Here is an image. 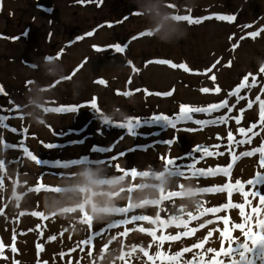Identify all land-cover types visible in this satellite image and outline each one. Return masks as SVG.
Wrapping results in <instances>:
<instances>
[{"label": "rangeland", "instance_id": "rangeland-1", "mask_svg": "<svg viewBox=\"0 0 264 264\" xmlns=\"http://www.w3.org/2000/svg\"><path fill=\"white\" fill-rule=\"evenodd\" d=\"M73 1L75 0L4 1V12L0 17V88L4 94H0V107L5 110L19 107L20 111H4L0 115L22 116L23 119H6L5 124L9 127L0 128V162H4L0 163V209L4 210L0 214V240L5 245L15 243L17 249L16 253L9 248L4 249L0 254V264H79L76 252L80 251L83 255L88 254L89 250L92 254H101L104 264H125V261L128 264H152L141 256L140 247L154 252L157 250L154 246L156 241L148 245L147 242L141 244L138 240L144 235L138 231L150 230L152 225L135 223L107 229V223H112L113 220L104 219L102 222L95 221L93 228L88 229L79 220L68 217L73 213L62 210H52V217L49 216L45 223V219L31 214L43 212L36 201L30 205L33 206L32 209L23 207V203L39 194L60 195L55 190L33 191L38 184L42 188L52 186L53 189L67 185L81 187L88 178L102 176L104 170L109 175L113 174L110 176L113 183L107 185L110 193L104 192L101 189L103 186L92 187V195L104 199L98 201L96 206L124 207L130 199L139 194L146 195L148 191H151L150 196H156L155 186L152 185L155 181H160V190L165 183L168 187L172 186V181H192L196 186L206 185L210 181H202L205 178L182 179L165 173L166 166L161 158L191 155L197 144L215 143L212 136L214 133L220 134L222 138L220 149L211 151L217 155L206 156L195 167L207 170L226 167L232 163L233 171L236 172L243 160H236L239 152L254 149L264 140L262 132L250 145L235 144L236 140L244 138L238 133V128L247 129L250 123L258 120L259 102L254 103L252 109L244 111L242 116L240 110L246 109L247 103L254 101L257 95L264 101V72L260 70L264 67V31L255 38L249 35L264 29V0H97L98 6H68ZM40 4L48 5L49 9L51 6L52 10H44ZM147 4L152 6H145ZM145 7L152 8V14L135 18L134 8L143 10ZM232 11L239 12L241 18L240 33L233 37L232 27H225L227 21L217 18L219 15L230 16ZM177 14L190 15L193 19L211 18L200 23L180 21L183 24L176 25L173 22L178 21L175 19ZM210 20L216 22L210 23ZM245 25L250 27L245 28ZM138 31H148L151 35L144 36L141 42L132 37ZM25 32L27 34L23 35ZM89 32L93 35L88 36ZM50 34L52 38L49 40ZM242 36L246 38L241 39ZM79 37L84 38L78 40ZM125 39L126 42L134 43L127 48ZM117 44L126 46L124 53L114 51L112 46ZM93 46L103 51L98 52ZM258 46L259 50L256 52ZM58 55V59H49ZM156 60L183 64L188 71L180 67L174 69L168 65L148 63ZM129 61L131 69L127 66ZM81 64L83 66L73 75ZM64 75L70 76L71 80L62 83L60 78ZM213 75L214 81L211 79ZM246 76L248 79L245 88L237 95L229 96ZM98 79L105 80L107 86L95 83ZM253 82L255 86L249 87ZM205 87L210 90L208 93H202L201 89ZM217 87L220 89L218 93L215 92ZM117 90L121 93L131 91L134 94L117 95ZM172 90L174 91L170 96L158 95ZM238 96L245 99L237 102ZM93 97L103 116L87 106ZM225 100H228V106L233 109L230 113L227 107L212 111L211 115L192 113V121L177 124L180 131L163 122L150 120L155 114L175 118L181 105L208 108ZM67 106L79 107L77 111H68L65 115L47 111L49 108ZM226 114V124L201 126L193 122L210 121ZM235 117H240L239 125L235 123ZM105 118L116 122L139 118L141 122L129 134L126 128L119 127L118 130L113 124H104ZM229 131L234 137L232 152L227 148ZM173 136L176 137V143L170 148L161 143L171 140ZM22 143L38 158L39 164L19 149ZM137 153H149L151 162H138L134 156ZM195 155L200 156V153ZM79 161L85 162L75 163ZM103 161H110L112 166L117 165L120 171L135 169L139 173V169L146 168L150 174L145 177L137 174L133 178L119 172L118 177H114L113 168L107 169V164H101ZM177 163L188 164L191 160L180 159ZM50 164L55 166L49 167ZM65 164L70 166L63 168ZM79 171L86 174L77 176ZM239 173L243 174L241 171ZM212 182L220 183L217 180ZM7 187L9 188L6 189ZM119 187L121 192L114 194L113 191ZM170 191V188L159 191L157 198ZM261 193H264V188ZM115 196L118 201L112 203ZM197 202L187 204L169 201L155 211L146 209L143 214L146 213L158 225L165 224L168 228L173 221L180 224L197 214L195 210H204L201 205L197 206ZM201 202L208 203L205 209L216 203L209 200L199 201ZM222 202L221 199L219 204ZM177 207H181L184 213H175ZM6 213L10 214L7 215L8 219L3 216ZM90 213L92 214V210ZM205 220L206 218H197L187 229L200 228L204 234L216 223L212 219L208 224L202 225ZM219 227L220 223L217 225L218 230ZM102 229L106 230L103 235L95 236L91 249L80 245L82 240ZM171 229L175 228L169 226V230ZM117 230L120 232L117 233ZM153 230L158 232V228ZM171 232L174 233V230ZM77 234L80 236L75 241ZM214 236L212 232L208 241L211 240L210 244L216 243L218 247L219 238L215 239ZM43 237L48 238V242ZM52 237L55 238L51 239ZM181 241L180 245L187 240ZM173 244L178 242H171L169 245ZM134 245L136 249L132 248ZM158 245L163 246L161 243ZM181 246L172 247V252H176ZM190 247L192 246H188ZM162 251L168 252V249L162 247ZM194 251L195 249L190 252ZM61 253L65 255L61 256ZM129 254L132 255L131 258L128 257ZM88 258L87 263L82 264H91L90 256Z\"/></svg>", "mask_w": 264, "mask_h": 264}, {"label": "snow or ice", "instance_id": "snow-or-ice-1", "mask_svg": "<svg viewBox=\"0 0 264 264\" xmlns=\"http://www.w3.org/2000/svg\"><path fill=\"white\" fill-rule=\"evenodd\" d=\"M81 2H84V0H81ZM98 2H102V0H98ZM168 7H174L173 5H168ZM133 15H140V13H138V11H135L133 13ZM211 17H205V18H197V19H193L190 15H179L177 14L175 16V19H177L178 21H186L188 23H200L202 22L204 19H209ZM219 20L221 21H234L235 17L234 16H227V15H219L217 17ZM109 27H111V25H108ZM245 28L250 27V25H245ZM264 31V29L250 33L249 35L252 38H255L257 36H259L261 34V32ZM27 33L25 32L23 35H26ZM88 36L93 35L92 32H89L87 34ZM151 33L148 31H144L142 33L137 34L136 37H134V39L137 38H141L143 36H150ZM84 37H79V39H83ZM246 37H241V39H244ZM16 39H19V37H17ZM231 39V38H230ZM238 46V45H236ZM94 50L96 51H103V49L97 47V46H93ZM114 48V51L116 53H124L125 52V47L126 46H121L119 44L112 46ZM59 55L57 57H49V59H58ZM129 64H131V62H128ZM148 63H158L161 65H168L172 68H177L180 67L185 71H188V68L181 64V65H176L175 63L171 62V61H166V60H156V61H150ZM217 63H219V61H217ZM83 64H81L80 66H78V68L76 70H74L73 75L75 74V71L79 70V67H82ZM228 66H231L230 64ZM213 67H215V65H213ZM262 72H264V67H262L260 69ZM65 79H71V77H66ZM211 79L214 81L215 80V76L213 75L211 77ZM248 77H244L242 80V83L236 87V89L233 92L229 93V96H233V95H237L241 89L245 88L246 86V81H247ZM255 79V78H253ZM28 83H31L30 81ZM54 83H58V82H54ZM95 83L99 84V85H103V86H107L106 81L103 79H98L97 81H95ZM128 83H131V79H129ZM249 87H254L255 83L253 82V84L248 85ZM135 91H140V90H135ZM146 94H150L147 92V90H144ZM173 91H169L168 93H164V94H158V95H167L170 96L173 94ZM202 93H208L210 90L208 88H202L201 89ZM220 89L219 87L215 88V92H219ZM264 91V90H262ZM0 94H4L3 93V89L0 88ZM117 95H124V96H129L134 94L131 91H125L123 93H121L119 90H117L116 92ZM240 99H245V97L243 96H238L237 102H239ZM259 102V116H258V120L255 123H250L248 128L245 129L244 127H240L238 128V133L241 134L242 137H244L243 139L240 140H236L235 144L238 146H243L245 144L250 145L253 141V139H255L257 136H259L262 132H264V101L261 100V96L257 95L255 97L254 101H249L247 103L246 109H241V116L243 115V112L246 110H250L253 108L254 103ZM11 103V102H10ZM89 107H91L97 114H99L100 116H103L102 110L98 107L97 102H96V98L93 97V99L90 101V103L87 105ZM79 106H67V107H54V108H49L47 109V111L49 112H68V111H77ZM223 107H227L228 108V112L230 113L233 109L232 107L228 106V100L223 101L221 104H215L212 105L208 108H204V107H192V106H185V105H181L180 109H179V113L176 115L175 118H170L168 117L166 114H155L152 117H150V120L152 122H163L164 124H166L168 127H171L172 129L176 130V131H180L181 129H177V124L180 123H187L188 121H192V113H207L209 115H211L212 111H216L219 110ZM234 107V106H233ZM4 111H8L9 113L12 112H17L20 111L19 107H16L14 109H8L5 110L2 107H0V113H3ZM9 118H20L23 119L22 116L20 117H14V116H8L5 117L4 115H0V128L3 127H9L5 124L6 119ZM235 123L237 125H239L241 123V119L240 117H235ZM228 121V115H224L218 118H215L213 120L210 121H202V120H194L193 122L197 125H207V124H212V125H219V124H226ZM140 119L139 118H128L126 122H116L113 120H109V119H103V123L104 124H113V126L116 127H120V128H126L129 132V134H132L133 130L135 127L139 126L140 124ZM256 129H259V131H256ZM13 132L16 131V129H11ZM186 131H191L190 129H184ZM202 130V129H199ZM24 132L26 133V129L24 130ZM218 140L221 139V137L217 136L216 137ZM229 143L227 145L228 151L232 152L233 151V142H234V137L231 131H229L228 133V137H227ZM169 148L176 143V137L173 136V138L169 141L165 142ZM46 147H55V145H45ZM213 147L219 148L221 147V145H215ZM20 150H22L25 154H27L33 161H35L37 164L40 163V161L38 160V158L35 155H32L28 149L26 147L23 146V143L21 144ZM96 149H94L95 151ZM196 153H200V156H196ZM219 155H223L224 153H218ZM259 154V159H258V163H257V168L258 170L254 172L253 176L251 178H249L246 181H240L237 180L235 183L238 186V188L242 191V195L245 199L246 202L250 203L249 197L255 199L258 198V203H259V207H255L252 209L253 213H259L261 211V208H264V193H260L257 189L259 186L264 185V140L261 141V144L254 148L251 149L249 151H245L241 154L242 157H252ZM210 155H217V153H213L211 151H209V149L206 146L203 145H197L194 146V148L192 149V153L191 155H186L184 157H178V158H172V159H168L165 157H162L161 159L164 160V164L166 166V170L168 171L169 175H173L182 179H190L193 177H204L206 175H208L209 173L212 174H222L225 177H228L229 180L231 178V173H230V168L232 167L231 164H229L227 167H217L215 169H197L195 167V165L202 159H204L206 156H210ZM180 159H189L191 160V163L188 164H178L177 160ZM85 161H79V162H75V163H84ZM0 163H4V162H0ZM64 167H67V165H64ZM116 169L118 171H120L118 169V167L116 166ZM137 170L133 169V170H123V174L124 176H132L133 178L137 175ZM231 185H225V186H221L219 187L217 190L218 191H225L228 187H230ZM245 187H247V190H243ZM33 191H37L39 192L40 190H42V186L41 185H37L35 188L32 189ZM43 190L45 191H49V190H54L52 187H48V186H43ZM204 192H210L213 191V189L211 188H205L203 189ZM229 197H231L232 193L229 192L228 193ZM234 207H237L240 209V214L241 216H245L244 213V206L242 204H236L233 205ZM224 207H227V205H225ZM222 210L221 208H212L209 211H211L212 213H216L217 211ZM3 209H0V214H3ZM128 210L127 208H124L121 210V215L127 216L128 214ZM33 216H38L43 218L44 214L41 212H32L31 213ZM21 215H23V213H21ZM195 218V217H192ZM251 215L245 217L246 220L251 219ZM137 221H147V219L140 217V216H136V217H130L127 219V221H125L126 225L129 223H134ZM224 224L228 225L229 221L227 219H224ZM113 227H115V225H110L107 226V229H112ZM233 228L239 229L242 234L244 239L247 241L246 243L241 245V251L239 253V257L238 259L235 258V253H234V247L232 246L233 243H235L236 238L235 237H228L227 238V242H228V248L225 249L224 247V242H225V236L224 234L228 231V228L224 229V232L221 233V248L219 250H215V249H207L206 251L209 253H213L215 257H220L221 255L223 256L222 259L220 260H213L212 264H252V261L247 260V253L249 251H251V249L249 248V242L251 243V245H264V234L262 233H254L252 232L251 229H245V224L244 223H240V224H233L232 225ZM106 229H102L99 232L93 233L92 235H89L87 239L82 240L80 242L81 246H87L89 249H91L93 240L95 238V236H101L103 235L104 231ZM129 231V230H128ZM190 233L189 232H184L182 235L184 236H188ZM150 235L153 236V239H156V235L155 232H151ZM211 237V232L208 234V236H206L204 238L203 241L196 243L195 245H193L192 247L188 248H184L182 249L180 252H177L175 254H173V258L175 259L176 257H183L184 253L192 251L193 249H204V245L208 242L209 238ZM55 237H52L51 239H54ZM180 238V235H172V236H160L159 237V241L162 244L165 240H171V241H175L178 240ZM15 239V237H14ZM236 244V243H235ZM39 247V246H38ZM3 244L0 243V254H2L3 252ZM133 249H136V246H132ZM81 250H83V247H81ZM11 251L13 253L17 252L16 247L13 245L11 247ZM74 251V249L72 250ZM141 251H144L143 249H141ZM261 253L264 254V247L261 248ZM61 256L65 255V253H61ZM88 255L91 256L92 255V251L89 250L88 251ZM144 255L148 256V252L144 251ZM157 256L160 255V253L156 254ZM131 254L128 255L129 258H131ZM7 259V257H2ZM154 258L149 256V260H153ZM125 261V258L124 260ZM125 264H128L127 261H125ZM145 264H147V262H145ZM184 264H200V256L194 254L193 256V261L191 262H184Z\"/></svg>", "mask_w": 264, "mask_h": 264}, {"label": "bare ground", "instance_id": "bare-ground-1", "mask_svg": "<svg viewBox=\"0 0 264 264\" xmlns=\"http://www.w3.org/2000/svg\"><path fill=\"white\" fill-rule=\"evenodd\" d=\"M225 27H227V26H225ZM144 39H141L140 41L142 42ZM258 50H259V46H258V48H257V50H256V52H258ZM154 68H156V67H154ZM120 75V74H119ZM120 78H121V75L119 76ZM184 138H186V137H184ZM182 147V146H181ZM250 149H246V150H243V151H241L239 154H242L243 152H245V151H249ZM135 156V158L137 159V161L138 162H151V160H152V157H151V155L149 154V153H146L145 155H142V154H140V153H137V154H135L134 155ZM259 159V154H258V156L257 155H255V156H253V158H250V159H243L240 163H239V165L237 166V171L236 172H234V171H232V173H231V178H230V180L229 179H226V177H225V180L224 179H222V178H220V180L221 181H224V182H231V183H228V184H230L231 186L230 187H234V186H236L237 187V185H236V181L235 182H233L232 183V181L233 180H235L236 178H240L239 180L240 181H246V180H248L249 178H251L252 177V174H253V172L254 171H257L258 170V168L257 167H255L254 166V160H258ZM239 171H241L243 174L242 175H240V173H239ZM81 172L82 171H79V172H77L76 173V175L78 176L79 174H81ZM103 174L104 175H108L109 173L108 172H103ZM95 181H98V180H95ZM191 183H192V181L191 182H183V181H180V182H175V181H172V186H170V187H168L167 186V184L165 183V185H164V187L162 188V190H160L161 192L162 191H164V190H166L167 188H170L171 189V192L170 193H174V192H179V191H183V190H195V189H200V188H205V187H191V188H184L183 189V187H188V186H190L191 185ZM208 183V182H207ZM153 186H155V187H158V186H160V181H157V182H155V183H153L152 184ZM217 186H219V185H217ZM207 188V187H206ZM210 188H212V189H214L215 187H210ZM259 189H263V187H261V188H259L258 187V189L257 190H259ZM244 190H247V187H245V189ZM91 192H92V189L89 187V184H87V182L86 183H83L82 184V192H81V195H77L76 193H72V194H64V195H58V196H49V195H47V194H39L36 198H34V196H33V199L31 198L30 200H28V201H26L25 203H23V207H26V208H31L32 209V207L33 206H30V205H32V204H34L35 203V201L37 202L36 204H38L37 206L38 207H40L42 210H43V212H41V213H43L44 214V216H43V218H48L49 216H52L51 215V213H52V210H54V211H57V210H65V209H70V208H80V211H79V213H77L76 211H75V215H73V216H68V217H70L71 219L72 218H76V219H78L81 223H87L88 224V228H93V226H92V222H90V215H89V211L92 209V213H93V211L94 210H96V209H99V208H109V209H114V208H116V207H107V206H102V207H99V206H95L94 205V202H93V199H97L98 197H100V200H104L101 196H98V197H94L93 195H91ZM158 192H159V189H156V196H150L149 194L147 195V196H144V194H139V195H137V199H139V197L142 199V202H146V201H149V200H156V198H157V194H158ZM78 193V192H77ZM229 193V192H228ZM228 193L227 192H224V193H220V194H216V195H214V196H200L198 199H201L202 197H204V198H207V199H209L210 201H220L221 200V198H222V196L223 195H225V196H229L228 195ZM238 193H241V192H238L237 191V194ZM78 194H80V193H78ZM163 195H165V194H163ZM163 195H161V196H163ZM91 197H93V199L91 198ZM136 197V196H135ZM197 197L198 196H196V197H192V198H188V200H176V201H179V202H185V203H187V204H190V203H192L194 200H196L197 199ZM137 199H135V201H137ZM244 199V198H243ZM34 200V201H33ZM249 200H250V202H252L253 201V198H251V197H249ZM33 203H32V202ZM249 203V202H248ZM35 204V205H36ZM66 204H68L69 206H66ZM139 204V203H138ZM225 203H223V207L225 206L224 205ZM206 205H208V204H206ZM236 205V204H235ZM243 206H244V211H246L247 213H249V215H251V219H249V220H252L253 222H255L256 223V221H258L257 222V224L258 225H254V227H251V226H248V229H251L252 230V232H254L255 233V231H257V233H262V231H261V229H263L264 228V214H262L261 215V217H262V219H260V218H258V217H256V218H254L253 216H252V208H255V207H259L258 205H254V206H252L251 205V203H250V205L249 204H242ZM249 205V206H248ZM129 207H131V206H129ZM212 208H221V207H217V206H215V205H212L211 207H208L206 210H210V209H212ZM234 208V206H233V204L230 206V209H233ZM206 210H204V211H201V212H199L198 213V215L199 216H201L202 215V218L204 217V215L205 214H203ZM235 211H237V209H235ZM94 214V213H93ZM7 215L8 216H10V214L9 213H6V214H4L3 216L6 218V219H8V217H7ZM89 216V217H88ZM94 218H97V220H99V221H101L102 222V220H104V219H109L110 217H106V216H103V215H100V216H95L94 215ZM128 218H130V217H128ZM128 218H126V217H123V219H128ZM213 218H216V219H218V220H220L221 221V223L223 224V216L222 217H220V216H216V217H213ZM208 219H212V218H206V220L205 221H207ZM115 221H117V220H115ZM192 221V219H190V220H188V222H186V224H189L190 222ZM202 222V225L204 224H206V222ZM235 222H236V220L234 219V222H232V225H233V223L235 224ZM45 223H47L46 221H45ZM175 223V222H174ZM241 223H246V221L244 220L243 222H241ZM222 224H221V226H222ZM240 224V223H239ZM109 225H111V223L109 222V223H107V225L106 226H109ZM2 226V225H1ZM50 226L52 227L51 228V230H53V222H51V224H50ZM156 226V225H155ZM232 227V226H231ZM4 228H6V227H4ZM233 228V227H232ZM1 230L4 232V229L1 227ZM260 230V231H259ZM79 231V229H77L76 230V232H78ZM117 233H119L120 231H116ZM187 232H189V233H193V231H187ZM184 233V232H183ZM210 233V231H206L204 234H209ZM168 234V233H167ZM203 233H198L197 235H195L194 236V239H203V238H205V236H204V234L202 235ZM219 234H221V227H220V229H219ZM262 234H264V233H262ZM162 235V234H161ZM160 235V236H161ZM4 236H5V233H4ZM79 236H80V234H77L76 236H75V241H77V239L79 238ZM159 236V237H160ZM149 237H150V239H152L153 240V236L152 235H149ZM228 237H232V229H231V232H229L228 233V235H227V237H226V239H225V242L227 243L226 245H224V247H225V249H227L228 248V242H227V238ZM234 237V236H233ZM46 237H43V239H45ZM140 239V241L142 242V240L143 241H145L146 242V239H147V237H140L139 238ZM147 243H149V242H147ZM236 243V244H235ZM235 243H233L232 244V246L234 247V253H235V258L236 259H238V257H239V253H240V251H241V245L242 244H244V243H246L244 240L243 241H241L240 240V237L239 236H237V240H236V242ZM190 244H192V242H189V245ZM196 244V243H195ZM251 243L249 242V248L251 249V251H249L248 253H247V260H249V261H252V264H264V254H262L259 250H256L255 249V247L256 246H260V244H258V245H255L254 247H251V245H250ZM150 245V244H149ZM155 247H156V249L158 250V253H160V255L158 256V257H160V258H164V259H168L169 257H164L161 253H163V251H161V250H159V249H162V247H160L159 249H158V247L156 246V245H154ZM175 246H181V245H168V246H165V247H167V248H169V247H175ZM208 246V245H207ZM261 246H263V245H261ZM213 247V249H215V250H219L221 247H218V249L217 248H215V246H212ZM206 250L207 249H205V250H203V251H201L200 252V254L201 255H205L206 254ZM140 252H141V256L142 257H144L145 259H149V256H152V257H157V253L155 254L154 252H152V251H147L148 252V256H145L144 255V251H141V249H140ZM194 254H196V255H199L200 256V254L199 253H194ZM213 256L211 257V258H209V259H205V260H207V262H209L210 263V260L212 259V258H214V259H216L217 261L218 260H220V259H222L223 258V256L221 255L220 257H215L214 256V254L213 253H211ZM179 258V260H177V263H175V264H181V263H184V262H191V261H189V258L188 257H185V256H183V257H178ZM85 260H87L86 258H85ZM84 260V261H85ZM213 260V259H212ZM200 264H207L205 261H203V260H201V257H200Z\"/></svg>", "mask_w": 264, "mask_h": 264}, {"label": "flooded vegetation", "instance_id": "flooded-vegetation-1", "mask_svg": "<svg viewBox=\"0 0 264 264\" xmlns=\"http://www.w3.org/2000/svg\"><path fill=\"white\" fill-rule=\"evenodd\" d=\"M135 5H136V4H135ZM145 6H149V7H151L152 4H147V5H145ZM136 7H138V5H137ZM137 9H139V8H137ZM145 9L149 10L150 12L152 11V8L145 7Z\"/></svg>", "mask_w": 264, "mask_h": 264}]
</instances>
